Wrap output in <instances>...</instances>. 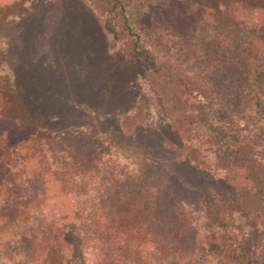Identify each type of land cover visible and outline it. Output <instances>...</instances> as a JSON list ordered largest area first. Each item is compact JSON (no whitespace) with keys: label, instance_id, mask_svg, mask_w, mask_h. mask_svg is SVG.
Masks as SVG:
<instances>
[{"label":"trees","instance_id":"16d2710c","mask_svg":"<svg viewBox=\"0 0 264 264\" xmlns=\"http://www.w3.org/2000/svg\"><path fill=\"white\" fill-rule=\"evenodd\" d=\"M87 1L98 16L114 7L117 34L128 39L123 54L144 55L143 81L188 144L193 171L210 166L190 145L202 142L189 100L226 107L230 128L214 148V167L232 194L143 182L140 171L128 178L96 144L26 138L0 161V233L23 226L27 210L49 202L57 217L25 232L34 245L31 264H68L76 254L89 264H264V0H213L198 21L181 14L174 48L200 67L199 79L144 47L122 0ZM130 113L123 122L129 129L137 121Z\"/></svg>","mask_w":264,"mask_h":264},{"label":"rangeland","instance_id":"374dc122","mask_svg":"<svg viewBox=\"0 0 264 264\" xmlns=\"http://www.w3.org/2000/svg\"><path fill=\"white\" fill-rule=\"evenodd\" d=\"M122 2L147 50L190 76L201 77L200 67L174 48V41L181 14L197 15L192 21L205 19L202 16L213 0ZM115 18L114 7L98 16L87 0H0V75L4 80L0 85V161L26 138L96 144L129 172L128 178L140 171L143 182H161L205 196L231 195L225 172L214 167L218 157L214 148L230 128L226 107L189 100L191 112L199 119L197 134L202 142L190 145L203 151L210 166L193 171L186 155L188 144L171 130L158 97L143 81L144 55L123 54L128 39L118 36ZM130 112L137 118L131 129L123 126ZM1 166L0 181L6 171ZM26 213L29 220L23 226L0 233V264H31L34 245L25 232L35 229L42 217L52 219L58 214L49 202ZM68 264L89 263L76 254Z\"/></svg>","mask_w":264,"mask_h":264}]
</instances>
